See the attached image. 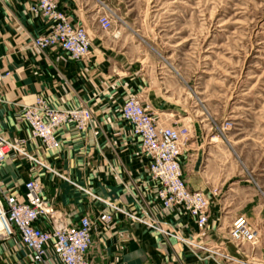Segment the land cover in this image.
<instances>
[{
	"label": "crops",
	"instance_id": "0c3cea01",
	"mask_svg": "<svg viewBox=\"0 0 264 264\" xmlns=\"http://www.w3.org/2000/svg\"><path fill=\"white\" fill-rule=\"evenodd\" d=\"M33 1L0 0V72L9 74L0 86V133L12 140L27 138L28 126L15 114L38 97L56 109L87 107L92 120L86 130L57 129L56 149L28 139L26 158L1 162L4 182L15 185L22 199L23 183L38 179L45 198L69 224L85 215L95 220L103 210L114 212L110 225L93 230L88 254L93 264H241L238 257L225 262L217 250L246 260L238 252L242 248L230 241L229 216L222 211L221 216L211 212L202 235L195 217L181 208L163 211L151 197L157 183L149 171V157L120 111L124 101L141 89V82L123 73L128 60L106 47L100 25L90 28L93 45L80 61L58 48H36L33 37L47 31L50 21L31 11ZM192 146L184 147L181 156L186 179L191 188L209 195L215 172ZM165 222L182 237L162 232L157 223ZM40 225L49 227L50 222ZM51 253V264H60ZM0 264L36 263L32 250L12 237L0 239Z\"/></svg>",
	"mask_w": 264,
	"mask_h": 264
},
{
	"label": "rangeland",
	"instance_id": "374dc122",
	"mask_svg": "<svg viewBox=\"0 0 264 264\" xmlns=\"http://www.w3.org/2000/svg\"><path fill=\"white\" fill-rule=\"evenodd\" d=\"M59 1L88 30L109 15L105 45L140 79L135 93L162 123L189 127L184 147L214 170L210 217L222 211L231 226L246 216L258 242L234 246L246 264H264V0Z\"/></svg>",
	"mask_w": 264,
	"mask_h": 264
},
{
	"label": "built area",
	"instance_id": "2783aa9c",
	"mask_svg": "<svg viewBox=\"0 0 264 264\" xmlns=\"http://www.w3.org/2000/svg\"><path fill=\"white\" fill-rule=\"evenodd\" d=\"M31 11L50 21L47 31L33 37L34 47L61 49L75 61L90 54L93 38L87 26L66 10L59 0H34ZM99 22L105 30L112 26L106 13L100 16ZM8 75V72H0V86ZM120 111L149 157V171L157 183L151 197L163 211L181 208L195 217L200 234L206 235L211 211L210 197L204 191L190 187L181 159L189 127L162 123L160 115L138 93L131 94L121 105ZM15 118L27 124L29 136L12 140L0 133V164L8 157L26 158L24 145L28 139H37L45 147L56 149L59 145L57 129L72 126L86 130L91 125L92 113L84 106L56 109L45 98L38 97L35 103L23 105ZM22 188L21 199L17 187L6 184L0 176V239L18 237L32 250L36 264H51L50 251L60 264H93L88 258L94 243L93 230L96 226L110 225L115 218L114 212L103 210L95 220L85 215L78 223L69 224L45 198L38 179H29ZM41 221L50 222V226H41ZM157 224L162 232L182 237L168 222L165 225ZM229 234L238 246L258 242V231L244 215L232 222ZM238 262L246 264L241 259Z\"/></svg>",
	"mask_w": 264,
	"mask_h": 264
}]
</instances>
